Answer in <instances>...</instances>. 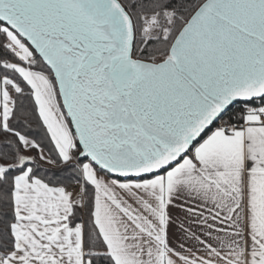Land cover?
Segmentation results:
<instances>
[{"label": "snow or ice", "instance_id": "obj_1", "mask_svg": "<svg viewBox=\"0 0 264 264\" xmlns=\"http://www.w3.org/2000/svg\"><path fill=\"white\" fill-rule=\"evenodd\" d=\"M0 264H264V0H0Z\"/></svg>", "mask_w": 264, "mask_h": 264}, {"label": "trees", "instance_id": "obj_2", "mask_svg": "<svg viewBox=\"0 0 264 264\" xmlns=\"http://www.w3.org/2000/svg\"><path fill=\"white\" fill-rule=\"evenodd\" d=\"M257 103H259V101H257ZM234 107H239V105H235ZM30 127H31L32 132L36 133L38 131L37 122L35 120L32 121ZM83 215L84 214L82 213V216Z\"/></svg>", "mask_w": 264, "mask_h": 264}, {"label": "crops", "instance_id": "obj_3", "mask_svg": "<svg viewBox=\"0 0 264 264\" xmlns=\"http://www.w3.org/2000/svg\"><path fill=\"white\" fill-rule=\"evenodd\" d=\"M181 219H184V217H183V214L181 213ZM194 219V218H193ZM194 230H195V227H194Z\"/></svg>", "mask_w": 264, "mask_h": 264}]
</instances>
